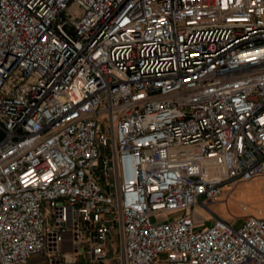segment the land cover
Wrapping results in <instances>:
<instances>
[{
	"label": "built area",
	"instance_id": "2783aa9c",
	"mask_svg": "<svg viewBox=\"0 0 264 264\" xmlns=\"http://www.w3.org/2000/svg\"><path fill=\"white\" fill-rule=\"evenodd\" d=\"M260 176L264 0H0V264H264Z\"/></svg>",
	"mask_w": 264,
	"mask_h": 264
},
{
	"label": "rangeland",
	"instance_id": "374dc122",
	"mask_svg": "<svg viewBox=\"0 0 264 264\" xmlns=\"http://www.w3.org/2000/svg\"><path fill=\"white\" fill-rule=\"evenodd\" d=\"M226 194L223 195L222 199L210 206L211 211L221 216L222 218L228 217L229 219L234 218L236 226H239L243 217L246 215H252L254 213L261 212L264 214V176L255 178L254 180L247 182H240L234 187L229 185L224 188ZM244 206V208L242 207ZM192 215L198 222H204L203 226L208 225L210 222L208 214L203 212L199 205L192 208ZM166 219H173V213H164L160 215ZM207 221V222H205ZM114 242L108 244L109 255H115L114 260H110L108 264H117L118 259L116 258L117 247L119 245V235L117 231L113 234ZM29 264H48L44 257L40 254L31 258Z\"/></svg>",
	"mask_w": 264,
	"mask_h": 264
},
{
	"label": "crops",
	"instance_id": "0c3cea01",
	"mask_svg": "<svg viewBox=\"0 0 264 264\" xmlns=\"http://www.w3.org/2000/svg\"><path fill=\"white\" fill-rule=\"evenodd\" d=\"M255 179V178H254ZM254 179H252V180H254ZM251 181V180H250ZM252 215H255V216H264V214H262L261 212H258L257 211V213H254V214H252ZM225 219H229L228 217H224Z\"/></svg>",
	"mask_w": 264,
	"mask_h": 264
}]
</instances>
